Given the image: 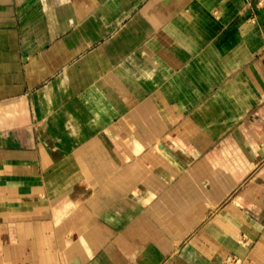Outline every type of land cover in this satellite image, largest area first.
<instances>
[{
    "label": "crops",
    "instance_id": "crops-1",
    "mask_svg": "<svg viewBox=\"0 0 264 264\" xmlns=\"http://www.w3.org/2000/svg\"><path fill=\"white\" fill-rule=\"evenodd\" d=\"M0 264H264V0H0Z\"/></svg>",
    "mask_w": 264,
    "mask_h": 264
}]
</instances>
